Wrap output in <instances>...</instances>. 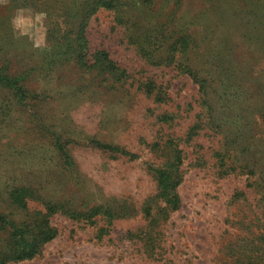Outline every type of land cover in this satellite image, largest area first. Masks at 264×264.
<instances>
[{
    "label": "rangeland",
    "instance_id": "obj_1",
    "mask_svg": "<svg viewBox=\"0 0 264 264\" xmlns=\"http://www.w3.org/2000/svg\"><path fill=\"white\" fill-rule=\"evenodd\" d=\"M0 220V264H264V0H0Z\"/></svg>",
    "mask_w": 264,
    "mask_h": 264
},
{
    "label": "trees",
    "instance_id": "obj_2",
    "mask_svg": "<svg viewBox=\"0 0 264 264\" xmlns=\"http://www.w3.org/2000/svg\"><path fill=\"white\" fill-rule=\"evenodd\" d=\"M97 56L104 60L107 59L105 52H99ZM107 63L110 65V68H114L111 61L107 60ZM156 174L159 188L166 199V205L172 209H176L178 206V197L174 192L176 183L172 182L167 170H158ZM5 223L3 222V224ZM5 225L10 229V237L14 243V249L11 251L10 256L3 260V262L6 260L18 262L32 258L39 252L42 245L51 240L55 235L54 231L48 226L38 233H35L26 228L9 224L8 222Z\"/></svg>",
    "mask_w": 264,
    "mask_h": 264
}]
</instances>
